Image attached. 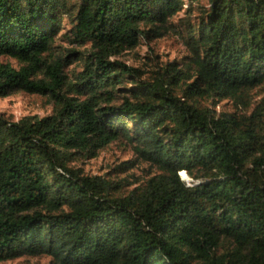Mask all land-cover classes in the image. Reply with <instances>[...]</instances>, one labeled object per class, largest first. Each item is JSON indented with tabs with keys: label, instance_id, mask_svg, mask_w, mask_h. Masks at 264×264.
Returning a JSON list of instances; mask_svg holds the SVG:
<instances>
[{
	"label": "trees",
	"instance_id": "obj_1",
	"mask_svg": "<svg viewBox=\"0 0 264 264\" xmlns=\"http://www.w3.org/2000/svg\"><path fill=\"white\" fill-rule=\"evenodd\" d=\"M183 4L0 0V96L53 103L0 111V261L264 264V0ZM166 34L187 52L147 77L111 57ZM117 140L134 157L114 169L146 160L145 178L73 163Z\"/></svg>",
	"mask_w": 264,
	"mask_h": 264
},
{
	"label": "rangeland",
	"instance_id": "obj_2",
	"mask_svg": "<svg viewBox=\"0 0 264 264\" xmlns=\"http://www.w3.org/2000/svg\"><path fill=\"white\" fill-rule=\"evenodd\" d=\"M203 1V0H202ZM183 9L186 7L188 0H184ZM183 11V10H182ZM182 11L180 14H182ZM67 25V23H65ZM66 27V26H65ZM67 45L66 42H61ZM76 48H79L76 46ZM187 52L185 45L181 39L175 34H166L159 38L141 42L132 49H126L122 54L116 57L124 60L126 63L138 66L143 71L144 77L150 75L152 69L166 61L172 59H180ZM9 61L16 65L14 58L7 55H0V61ZM81 61L77 60L68 65L67 70L73 73V70L81 68ZM254 94V97H259ZM217 110L227 109L231 107V101L227 99L218 100L215 103ZM0 111L11 119H18L26 114H36L42 116L53 111V103L48 97L39 93H30L26 91H16L7 96H0ZM133 149L128 143L124 141H114L101 149L98 154L90 158H81L73 163L81 166L84 172L90 174H110L118 176H125L129 181L141 180L146 177L153 166L146 160H136L135 164L126 172H117L114 167L121 161L133 158ZM187 175V174H186ZM186 180L191 178L187 175ZM50 256L42 255H20L14 258H9L0 261V264H48Z\"/></svg>",
	"mask_w": 264,
	"mask_h": 264
},
{
	"label": "water",
	"instance_id": "obj_3",
	"mask_svg": "<svg viewBox=\"0 0 264 264\" xmlns=\"http://www.w3.org/2000/svg\"><path fill=\"white\" fill-rule=\"evenodd\" d=\"M179 173H180L182 178L188 179L184 170H181Z\"/></svg>",
	"mask_w": 264,
	"mask_h": 264
}]
</instances>
